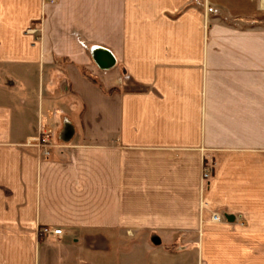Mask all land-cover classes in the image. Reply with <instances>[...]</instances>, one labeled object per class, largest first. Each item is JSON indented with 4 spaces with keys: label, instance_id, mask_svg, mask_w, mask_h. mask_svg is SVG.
I'll return each instance as SVG.
<instances>
[{
    "label": "crops",
    "instance_id": "1",
    "mask_svg": "<svg viewBox=\"0 0 264 264\" xmlns=\"http://www.w3.org/2000/svg\"><path fill=\"white\" fill-rule=\"evenodd\" d=\"M0 264H264L263 0H0Z\"/></svg>",
    "mask_w": 264,
    "mask_h": 264
},
{
    "label": "built area",
    "instance_id": "2",
    "mask_svg": "<svg viewBox=\"0 0 264 264\" xmlns=\"http://www.w3.org/2000/svg\"><path fill=\"white\" fill-rule=\"evenodd\" d=\"M49 3L53 4L54 3V0H47ZM264 3V1H263ZM34 31V30H31V32ZM46 142V141H45ZM210 177V173L206 170V169H203V172H202V179L204 181L208 180ZM206 208V203L202 202L201 205H200V209H205ZM222 215L218 214V213H212L211 214V218L210 220L213 222V223H220L221 220H222ZM43 232L45 234L47 233H51L53 235H61L62 232L61 230H53V231H49L47 229L43 230Z\"/></svg>",
    "mask_w": 264,
    "mask_h": 264
},
{
    "label": "water",
    "instance_id": "3",
    "mask_svg": "<svg viewBox=\"0 0 264 264\" xmlns=\"http://www.w3.org/2000/svg\"><path fill=\"white\" fill-rule=\"evenodd\" d=\"M224 218L228 221V222H233L235 221V217L233 215H224Z\"/></svg>",
    "mask_w": 264,
    "mask_h": 264
},
{
    "label": "rangeland",
    "instance_id": "4",
    "mask_svg": "<svg viewBox=\"0 0 264 264\" xmlns=\"http://www.w3.org/2000/svg\"><path fill=\"white\" fill-rule=\"evenodd\" d=\"M201 179H202V176H201ZM210 180V177H209V179L208 180H206V181H204L203 179H202V181L203 182H207V181H209ZM221 215V214H220ZM223 219H224V217L222 218V220L221 221H223Z\"/></svg>",
    "mask_w": 264,
    "mask_h": 264
},
{
    "label": "bare ground",
    "instance_id": "5",
    "mask_svg": "<svg viewBox=\"0 0 264 264\" xmlns=\"http://www.w3.org/2000/svg\"><path fill=\"white\" fill-rule=\"evenodd\" d=\"M264 1V0H263Z\"/></svg>",
    "mask_w": 264,
    "mask_h": 264
}]
</instances>
